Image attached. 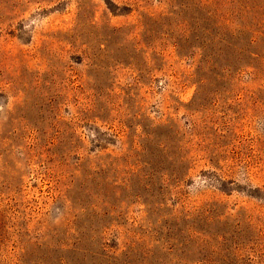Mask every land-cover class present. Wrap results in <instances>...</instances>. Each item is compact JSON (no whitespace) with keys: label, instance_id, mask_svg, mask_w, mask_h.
I'll list each match as a JSON object with an SVG mask.
<instances>
[{"label":"rangeland","instance_id":"374dc122","mask_svg":"<svg viewBox=\"0 0 264 264\" xmlns=\"http://www.w3.org/2000/svg\"><path fill=\"white\" fill-rule=\"evenodd\" d=\"M188 2L0 0V264H264V67Z\"/></svg>","mask_w":264,"mask_h":264},{"label":"trees","instance_id":"16d2710c","mask_svg":"<svg viewBox=\"0 0 264 264\" xmlns=\"http://www.w3.org/2000/svg\"><path fill=\"white\" fill-rule=\"evenodd\" d=\"M188 3L179 4V8L187 6L190 13L180 25L183 34L189 31L191 40L203 51L209 66L215 64L218 57L224 56L234 58L240 67L257 69L255 64L258 62L264 67V52L258 49L260 44H264V0H190ZM243 17H246L245 22ZM244 34L247 35L245 42L242 38ZM225 65L231 66L227 63ZM165 140L166 143L170 142L169 138ZM166 146L159 149L160 157L155 163V171L160 173L159 187L163 186V174L177 175L174 164H185L182 159H173ZM142 199L147 205L146 198ZM200 253L196 254L197 257L203 255Z\"/></svg>","mask_w":264,"mask_h":264}]
</instances>
